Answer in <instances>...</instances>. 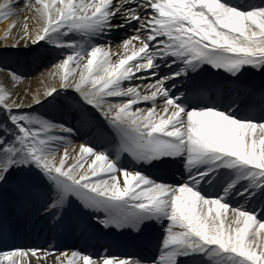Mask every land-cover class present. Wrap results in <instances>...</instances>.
Returning a JSON list of instances; mask_svg holds the SVG:
<instances>
[{
    "label": "snow or ice",
    "instance_id": "6c2138e0",
    "mask_svg": "<svg viewBox=\"0 0 264 264\" xmlns=\"http://www.w3.org/2000/svg\"><path fill=\"white\" fill-rule=\"evenodd\" d=\"M23 4L39 27L17 43L60 57L28 105L0 87V188L35 200L53 229L87 217L156 244L144 256L14 245L0 264H264V0Z\"/></svg>",
    "mask_w": 264,
    "mask_h": 264
},
{
    "label": "rangeland",
    "instance_id": "374dc122",
    "mask_svg": "<svg viewBox=\"0 0 264 264\" xmlns=\"http://www.w3.org/2000/svg\"><path fill=\"white\" fill-rule=\"evenodd\" d=\"M5 3V0H0V4ZM24 7L21 6L20 10L17 12V15H14L13 20L16 21V25L13 27L12 25V43L10 46L5 47L0 43V68L7 67L9 69L15 70L17 73L21 74L23 79L18 80L15 83H12L8 88L12 92L13 99H19L23 101V103L31 102V94L36 92L37 90H43L45 86L50 85L53 82V78L48 74L52 71L55 63H59L60 53L59 50L53 48L51 45L44 43L43 47L38 48L39 51L34 52V48H32L30 43L19 40L21 33V26L29 12L32 13L33 10L22 11ZM12 24H15V22ZM14 28V29H13ZM16 45L15 47L13 45ZM42 52L43 55H42ZM59 55L56 57V55ZM48 57H53L48 60ZM86 63V61L81 62V67L76 68V65L70 64L69 70H76V79H79V73L83 70L82 65ZM10 76L9 72L0 71V82L6 79L8 80ZM58 85V80L55 81ZM25 94H28L27 99H25ZM26 105V104H25ZM37 108L38 111L42 113H47L49 115H57L59 118V112L55 109H52L50 106H46L45 108H39V106H33ZM89 137H85L88 139ZM74 146H76V150H74L73 145L69 147V160H75L79 154L80 145L83 141L78 137H73ZM60 155H63V149H61ZM59 159V156L57 157ZM75 249L70 248L69 250ZM68 250V249H67Z\"/></svg>",
    "mask_w": 264,
    "mask_h": 264
},
{
    "label": "bare ground",
    "instance_id": "6f19581e",
    "mask_svg": "<svg viewBox=\"0 0 264 264\" xmlns=\"http://www.w3.org/2000/svg\"><path fill=\"white\" fill-rule=\"evenodd\" d=\"M6 2V0H5ZM21 6H23V0L21 2V4L19 5L18 8L16 9H13V11H16L18 12L21 8ZM14 16V15H13ZM13 16H10V17H7V18H4V19H0V43L5 46V47H8L10 46V44L12 43V25L13 27L16 25V21L13 20ZM15 22V24H12V22ZM27 24V27H28V30L30 32H34L38 27H39V23L37 22V19H36V15L34 13V11L32 13L29 12V15L27 16V18L25 19V21L23 22L22 26H21V33H22V30H23V27L24 25ZM14 29V28H13ZM5 36H7V40L5 41ZM45 42H39V44L37 45H32L30 43L29 46H31L32 48H34V52H37L39 51L38 48H42L43 45H44ZM27 44V43H26ZM44 52H42V55H43ZM59 55L57 54L56 57H58ZM53 57H48V60L49 59H52ZM17 82V81H15ZM14 82V83H15ZM12 84V82L8 79V80H2V82H0V87H9L10 85ZM69 95H75L74 92H69ZM26 99V98H25ZM26 105L29 104V102L25 103ZM90 139V137L88 138ZM73 144H74V140H73ZM72 144V145H73ZM73 148L74 150H76V146L73 145ZM75 160H68V164H72ZM90 163V161H88ZM87 169V164H85V170ZM167 176H170V174H166V178ZM41 220L44 219V216L40 218ZM44 226V225H42ZM35 233V232H33ZM30 234V238L32 239L31 241L34 242L36 245H44L46 246L48 243H40V241H37V240H34V234ZM43 235V231H40L38 233V236L41 237ZM84 239V238H83ZM53 243L55 244H58L59 247L61 249H64V250H67L68 247H70V242L67 241L66 243H62L61 241H58V240H54ZM156 244V243H155ZM155 244H154V248L151 250L149 248V246H147L146 244L144 245V248H149V252L148 251H145V250H142L143 248L142 247H139L137 245L135 246H128L126 248V252L127 253H131L133 251H137V253L139 255H149L151 252H154L155 251ZM77 245V249H81V250H85L89 253H96V252H102L104 249H107V246L104 245V243L98 239V238H95V239H85V240H81V238H79L77 241H75V247ZM113 254L117 255V252H113ZM128 255H131V254H128ZM120 256V255H119ZM126 256V255H125ZM132 256H137V254H132Z\"/></svg>",
    "mask_w": 264,
    "mask_h": 264
}]
</instances>
